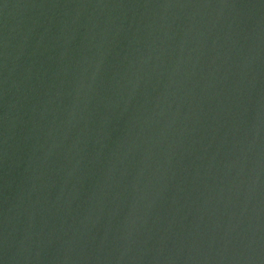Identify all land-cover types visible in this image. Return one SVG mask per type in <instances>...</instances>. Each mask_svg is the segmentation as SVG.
Here are the masks:
<instances>
[{
	"label": "water",
	"instance_id": "1",
	"mask_svg": "<svg viewBox=\"0 0 264 264\" xmlns=\"http://www.w3.org/2000/svg\"><path fill=\"white\" fill-rule=\"evenodd\" d=\"M0 264H264V0H0Z\"/></svg>",
	"mask_w": 264,
	"mask_h": 264
}]
</instances>
